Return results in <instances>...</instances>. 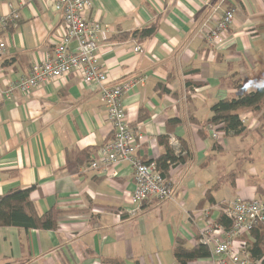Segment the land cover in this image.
<instances>
[{"label":"crops","instance_id":"obj_1","mask_svg":"<svg viewBox=\"0 0 264 264\" xmlns=\"http://www.w3.org/2000/svg\"><path fill=\"white\" fill-rule=\"evenodd\" d=\"M10 6L19 18L0 33V85L27 75L66 34L50 0H0V16ZM228 9L227 44L213 48L204 32ZM89 18L103 25L98 56L109 85L146 78L123 98L144 136L138 157L155 163L162 137L186 146L185 162L168 171L172 198L120 214L131 208L132 169L91 168L113 130L99 88L79 72L16 93L0 101V196L34 187L37 213L61 214L55 230L0 228V264H178V238L195 246L237 198L264 202V123L243 113L248 132L221 142L207 129L212 106L237 96L234 81L248 92L264 85V0H93ZM153 26L150 37L132 36ZM208 192L214 202H203Z\"/></svg>","mask_w":264,"mask_h":264},{"label":"built area","instance_id":"obj_2","mask_svg":"<svg viewBox=\"0 0 264 264\" xmlns=\"http://www.w3.org/2000/svg\"><path fill=\"white\" fill-rule=\"evenodd\" d=\"M32 1V0H29ZM53 9L60 13L66 34L59 44L49 52L44 60L31 67L27 75L0 85V101L12 98L16 93L27 95L32 90L50 84L56 79L77 71L87 85L99 88L101 99L112 126L113 137L100 150V161L92 162L91 168L109 170L122 163H129L135 182L133 192L127 196L131 206L123 209L120 214L135 217L141 212V206L150 201L163 202L170 200L173 188L167 177L159 170L156 163H145L138 157V150L144 136L131 128L123 98L137 85H143L146 78L138 77L121 81L116 86L108 83V76L102 69L98 44L103 32L100 21H92L89 12L93 0H50ZM11 13L0 16V33L9 27H15L19 15L10 6ZM235 22V11L228 9L217 21L214 28L206 30L205 40L213 48H223L227 44V36ZM74 44L73 47L71 45ZM7 45L0 38V62ZM244 125L245 117L241 118ZM222 126L208 124L211 138L221 142L225 133ZM171 147L180 152V143L174 136H169ZM223 213L231 221V228L210 222L200 233L199 241L210 250V257L203 260L204 264H262L252 261L248 255L249 242L243 239L249 235L253 224L264 222V202L237 198L223 208Z\"/></svg>","mask_w":264,"mask_h":264},{"label":"trees","instance_id":"obj_3","mask_svg":"<svg viewBox=\"0 0 264 264\" xmlns=\"http://www.w3.org/2000/svg\"><path fill=\"white\" fill-rule=\"evenodd\" d=\"M10 28L12 29V27ZM155 31L156 27L153 26L143 31L134 32L132 36L147 38L152 36ZM233 87L237 90V96L227 97L216 102L211 108L212 117L209 121V124L222 126L220 130L227 137L242 136L248 132V125H244L241 120L243 113H251L264 123V85L255 91L248 92L242 81L236 80L233 82ZM159 143L165 145V154L155 163L165 177L168 178L170 167L185 162V156L188 151L185 144L182 143H180V152L169 146L166 137L160 138ZM33 188L19 189L0 196V228L55 230L58 227V218L61 214L58 210L52 209L43 215L37 213L31 200ZM205 201L214 202L211 192H208L203 202ZM218 224L226 229H230L232 225L225 215L218 219ZM199 238L200 235H197L198 241ZM243 239L249 242V258L254 262L261 260L262 264H264V222L253 224L249 235L244 236ZM174 257L178 264H190L209 258L210 250L201 243L188 247L184 240L178 238L174 248ZM115 264L120 263L115 262Z\"/></svg>","mask_w":264,"mask_h":264},{"label":"rangeland","instance_id":"obj_4","mask_svg":"<svg viewBox=\"0 0 264 264\" xmlns=\"http://www.w3.org/2000/svg\"><path fill=\"white\" fill-rule=\"evenodd\" d=\"M261 116V115H260ZM227 137H224L223 139L225 140Z\"/></svg>","mask_w":264,"mask_h":264}]
</instances>
